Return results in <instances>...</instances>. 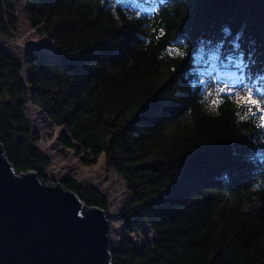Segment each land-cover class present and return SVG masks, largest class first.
Masks as SVG:
<instances>
[{
    "label": "trees",
    "instance_id": "16d2710c",
    "mask_svg": "<svg viewBox=\"0 0 264 264\" xmlns=\"http://www.w3.org/2000/svg\"><path fill=\"white\" fill-rule=\"evenodd\" d=\"M25 7L55 52L19 60L0 47V145L13 169L48 182L50 160L26 116L31 104L63 129L65 148L83 153L87 165L103 156L127 187L119 213L127 236L112 248V264H264L260 114L241 118L226 93L210 106L220 87L264 98V0H25ZM13 12L11 0H0L2 38L15 31ZM62 185L107 212L109 200L95 187Z\"/></svg>",
    "mask_w": 264,
    "mask_h": 264
},
{
    "label": "water",
    "instance_id": "95a60500",
    "mask_svg": "<svg viewBox=\"0 0 264 264\" xmlns=\"http://www.w3.org/2000/svg\"><path fill=\"white\" fill-rule=\"evenodd\" d=\"M106 211L17 173L0 145V264H112Z\"/></svg>",
    "mask_w": 264,
    "mask_h": 264
},
{
    "label": "rangeland",
    "instance_id": "374dc122",
    "mask_svg": "<svg viewBox=\"0 0 264 264\" xmlns=\"http://www.w3.org/2000/svg\"><path fill=\"white\" fill-rule=\"evenodd\" d=\"M11 3L14 9L15 31L10 39L0 37V47L19 60L30 51L46 55L53 54L55 50L52 41L39 36L35 29L30 27L25 0H11ZM26 116L37 136L35 146L50 160V166L44 172L48 181L56 183L65 179H74L81 184L95 187L109 200L106 212L108 221H110L108 233L112 248H117L120 238L127 236L119 221V213L123 204L130 198L122 178L105 163L103 156L95 165H87L86 156L83 153L77 154L65 148L60 142L63 129L52 124L31 104L27 105ZM143 231L152 240L153 233L146 227ZM128 235L140 247L141 232Z\"/></svg>",
    "mask_w": 264,
    "mask_h": 264
},
{
    "label": "snow or ice",
    "instance_id": "6c2138e0",
    "mask_svg": "<svg viewBox=\"0 0 264 264\" xmlns=\"http://www.w3.org/2000/svg\"><path fill=\"white\" fill-rule=\"evenodd\" d=\"M160 35H163V30H160ZM171 54V53H170ZM181 55H183L181 53ZM242 82V77L240 78ZM226 93L230 98H234L237 103V115L241 118H247L249 116H256L259 113L258 126L264 128V98H258L255 96L251 89L241 93L235 92L231 88L220 87L218 89L217 98L212 101L210 106L218 107L222 100L219 98V94Z\"/></svg>",
    "mask_w": 264,
    "mask_h": 264
}]
</instances>
